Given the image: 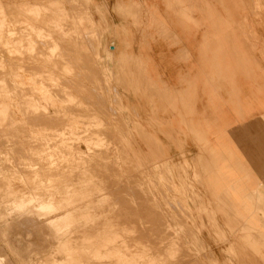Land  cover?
Returning a JSON list of instances; mask_svg holds the SVG:
<instances>
[{
	"label": "rangeland",
	"instance_id": "obj_1",
	"mask_svg": "<svg viewBox=\"0 0 264 264\" xmlns=\"http://www.w3.org/2000/svg\"><path fill=\"white\" fill-rule=\"evenodd\" d=\"M106 1L112 10L116 0ZM225 1L245 46L264 59L247 18L264 16V0ZM146 14L132 23L150 40L159 27ZM108 31L91 0H0V264H214L213 254L223 264L229 240H216L204 219L201 243L189 184L184 193L179 178L171 183L159 145L166 114L149 80L162 74L158 48L145 70L136 60L134 90L149 102L132 103L123 82L99 84L90 52Z\"/></svg>",
	"mask_w": 264,
	"mask_h": 264
},
{
	"label": "crops",
	"instance_id": "obj_2",
	"mask_svg": "<svg viewBox=\"0 0 264 264\" xmlns=\"http://www.w3.org/2000/svg\"><path fill=\"white\" fill-rule=\"evenodd\" d=\"M91 1L105 11L109 24L96 51L90 52L99 55L100 85L121 87L123 82L127 93L130 88L132 103L149 102L134 90L139 84L136 60L145 70L146 62L151 64V48H158L157 70L162 74L149 80L155 88L154 102L166 114L159 124V145L172 160L171 183L175 186L180 179L184 193L189 184L190 206L201 215V243L207 219V230L216 240H229L225 250L231 258L223 264H264V59L245 46L229 4L116 0L111 10L106 0ZM139 9L147 12L151 30L159 27L150 40L133 26ZM112 12L120 23L111 19ZM247 18L264 48L259 31L264 29V16ZM216 54L225 58L220 66ZM118 93L123 97L121 89ZM140 114H146L145 109ZM178 156L182 161H176ZM192 178L201 184H196L197 190ZM212 263L222 264L214 254Z\"/></svg>",
	"mask_w": 264,
	"mask_h": 264
},
{
	"label": "bare ground",
	"instance_id": "obj_3",
	"mask_svg": "<svg viewBox=\"0 0 264 264\" xmlns=\"http://www.w3.org/2000/svg\"><path fill=\"white\" fill-rule=\"evenodd\" d=\"M49 43V42H48ZM53 45H54V43H52ZM56 44V43H55ZM56 45H54V48L56 49V47H55ZM58 48V47H57ZM57 50V49H56ZM12 122V121H11ZM62 215V214H61ZM31 221V220H30ZM87 236V235H86ZM86 239V238H85Z\"/></svg>",
	"mask_w": 264,
	"mask_h": 264
}]
</instances>
